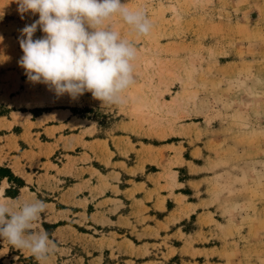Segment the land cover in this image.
<instances>
[{
	"label": "rangeland",
	"instance_id": "obj_1",
	"mask_svg": "<svg viewBox=\"0 0 264 264\" xmlns=\"http://www.w3.org/2000/svg\"><path fill=\"white\" fill-rule=\"evenodd\" d=\"M152 27L119 104L27 81L0 0V202L42 201L43 260L0 239V264H264V0H122ZM43 33L38 28L34 39Z\"/></svg>",
	"mask_w": 264,
	"mask_h": 264
},
{
	"label": "clouds",
	"instance_id": "obj_2",
	"mask_svg": "<svg viewBox=\"0 0 264 264\" xmlns=\"http://www.w3.org/2000/svg\"><path fill=\"white\" fill-rule=\"evenodd\" d=\"M17 11L38 15L20 30L23 55L18 63L27 81L43 84L57 97L72 100L86 92L101 104H119L134 82L137 49L111 24L119 17L138 34L147 35L151 23L142 10L132 11L122 0H16ZM43 33L34 39L37 29ZM2 39V38H0ZM44 210L42 201L11 209L0 202V239L27 249L43 260L55 247L46 233L27 230Z\"/></svg>",
	"mask_w": 264,
	"mask_h": 264
},
{
	"label": "bare ground",
	"instance_id": "obj_3",
	"mask_svg": "<svg viewBox=\"0 0 264 264\" xmlns=\"http://www.w3.org/2000/svg\"><path fill=\"white\" fill-rule=\"evenodd\" d=\"M2 192H3V189H2V188H0V196H1Z\"/></svg>",
	"mask_w": 264,
	"mask_h": 264
}]
</instances>
